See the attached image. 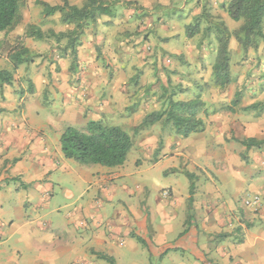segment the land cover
<instances>
[{"label":"crops","instance_id":"obj_1","mask_svg":"<svg viewBox=\"0 0 264 264\" xmlns=\"http://www.w3.org/2000/svg\"><path fill=\"white\" fill-rule=\"evenodd\" d=\"M87 79L101 82L98 74ZM23 83L19 78L0 85V264H107L102 253L118 264H264V211L253 212L241 201L251 191L264 196V146L247 167L219 160L217 173L212 154L225 136L209 126L192 133L187 138L193 153L203 156V171L196 174L191 204L190 192L169 188L166 196L152 187L158 178L152 170L166 154L184 152L187 141L180 135L164 141L159 158L151 151L145 166L129 163L131 153L121 166L79 164L64 156L60 142L65 128L76 126V117L40 115L31 104L41 88L34 80L33 93L23 94L18 90ZM93 115L88 121L103 119ZM247 121L237 127L235 138H263L264 116ZM237 140L230 147L246 150ZM174 144L180 149L172 152ZM166 160L173 161L160 169V180L176 183L181 158ZM149 176L152 185L146 182ZM131 233L145 244L126 237Z\"/></svg>","mask_w":264,"mask_h":264},{"label":"rangeland","instance_id":"obj_2","mask_svg":"<svg viewBox=\"0 0 264 264\" xmlns=\"http://www.w3.org/2000/svg\"><path fill=\"white\" fill-rule=\"evenodd\" d=\"M38 1L53 5L62 3V0H21L20 23L7 33L0 32V69L13 72L15 83L19 78L24 79V85L18 84V90L23 94L26 91L33 93L30 91L31 84L35 90L34 80L37 81L42 93H39L35 103L32 102L31 108H40L37 110L40 115L49 113L59 118L63 114H70L76 117L74 127L82 130L93 114L102 116L103 119L99 121L104 123L121 125L134 139L129 163L137 160L138 165L145 166L150 163L148 157L151 151L154 158H159L163 154L164 141L175 140L179 135L171 124H164L163 121L139 132L136 127L146 114L167 108L170 94L176 91V100L200 96L205 103L200 116L206 126L221 137L225 136L226 145L221 141L218 151L212 154L213 158L218 159L212 166L217 173L221 159L225 160V164L237 163V168H242L255 160L254 155L262 154L260 148H252V151L244 147L243 150L233 149L230 142L237 140V127H244L247 119L251 121L264 116V42L260 41L257 48L245 52L233 36L230 43L233 82L222 89L215 84L213 77L218 43L215 33L205 34L204 29L220 19L231 31L240 26L241 21L230 19L221 7L228 0H122L133 3L129 6L117 4L114 6L116 16L99 17L81 35L75 68L72 52L64 49L68 39L58 41L52 34L67 32L73 25L63 23L60 12L47 16ZM69 1L82 5L85 0ZM203 12L205 17L199 21V32L188 37V26L194 27L196 18ZM30 26L41 28L48 37L37 39L30 36L27 32ZM21 45L29 48L32 60L15 71L9 54ZM97 63L98 66L95 65ZM90 66L95 69L84 70ZM88 73L98 74L101 82L98 85L88 83ZM237 98L238 102L234 103ZM253 103L257 105L255 108H247ZM17 109L20 111L21 107L18 105ZM64 124L61 122L60 126ZM180 138L187 141L186 146L181 147L185 153L166 154V159L175 156L181 158L179 168L182 172L171 179L176 178V183L166 181L163 184L160 180V169L170 166V161L174 159L163 158L152 170L158 175L155 185L151 184L150 176L146 179L158 193L169 196L171 188L173 191L181 189L188 194L191 182L187 172L201 174L203 171L200 165L203 156L198 152L193 153L189 138ZM155 144L157 149L153 150ZM178 148L174 144L170 150L175 152ZM205 153L210 157V150ZM217 163L220 165L217 166ZM258 191L261 190L249 192L241 201L262 193ZM247 208L257 213L264 211V196L260 208ZM8 227V224L4 225L5 230ZM126 237L138 241L135 233Z\"/></svg>","mask_w":264,"mask_h":264},{"label":"trees","instance_id":"obj_3","mask_svg":"<svg viewBox=\"0 0 264 264\" xmlns=\"http://www.w3.org/2000/svg\"><path fill=\"white\" fill-rule=\"evenodd\" d=\"M43 6V12L47 16H52L57 12L61 13V20L73 28L67 32H53L58 41L67 38L65 51L70 50L73 54V66L78 58L77 47L81 45V35L86 28L98 21L101 16L110 18L116 16L114 6L121 3L129 6L133 2L114 0H85L82 5L71 4L69 0H62L61 4H51L46 1H38ZM228 17L233 21L240 22V26L231 31L224 20H216L204 29V33L214 32L217 39L216 58L213 64V77L215 84L225 89L233 82L231 72V49L230 43L234 36L245 52L251 48H257L260 41L264 42V0H228L221 5ZM206 10V9H204ZM203 12L195 20L194 27L188 26L187 36L193 37L199 32V21L205 17ZM21 0H0V32L13 30L21 21ZM197 24V26H196ZM30 36L37 39L48 37L41 28L30 26L27 30ZM1 42V41H0ZM1 45V43H0ZM19 49L9 54L13 69L16 71L22 64L31 61L28 47L21 45ZM76 66H74L75 68ZM14 82L13 72L7 69H0V85H12ZM31 92L34 86L31 84ZM173 91L168 99V107L164 110H155L145 115L141 123L136 127V131L148 129L151 126L163 121L164 124H171L175 132L182 137H189L194 132H201L206 127L205 120L200 116L205 103L200 96L190 100H176ZM237 95V94H236ZM238 102V98L234 103ZM256 103L247 108H255ZM244 145L247 150L251 148H262L264 137H248L237 140ZM61 149L66 158H70L83 165L100 164L107 167L124 165L130 151L134 147L132 135L121 125L104 123L99 120H89L85 129L74 126L65 128L61 136ZM190 179V198L192 203L196 190L197 175L187 172ZM192 214L189 213L186 219V228L182 232L188 231ZM138 241L145 244L141 237ZM110 264H118L114 257L107 254H100Z\"/></svg>","mask_w":264,"mask_h":264},{"label":"built area","instance_id":"obj_4","mask_svg":"<svg viewBox=\"0 0 264 264\" xmlns=\"http://www.w3.org/2000/svg\"><path fill=\"white\" fill-rule=\"evenodd\" d=\"M166 194V193H165ZM167 195V194H166ZM243 203L247 207L258 209L263 204V197L261 194H254L243 199Z\"/></svg>","mask_w":264,"mask_h":264}]
</instances>
